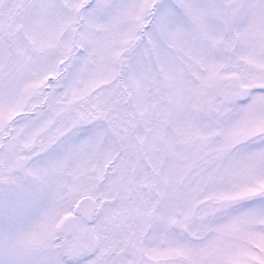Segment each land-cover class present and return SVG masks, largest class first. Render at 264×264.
<instances>
[{
  "label": "snow or ice",
  "instance_id": "6c2138e0",
  "mask_svg": "<svg viewBox=\"0 0 264 264\" xmlns=\"http://www.w3.org/2000/svg\"><path fill=\"white\" fill-rule=\"evenodd\" d=\"M0 264H264V0H0Z\"/></svg>",
  "mask_w": 264,
  "mask_h": 264
}]
</instances>
